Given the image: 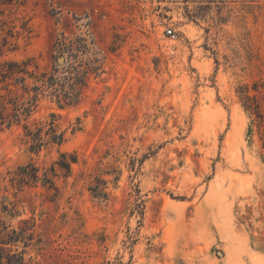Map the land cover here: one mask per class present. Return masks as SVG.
<instances>
[{
    "label": "rangeland",
    "instance_id": "374dc122",
    "mask_svg": "<svg viewBox=\"0 0 264 264\" xmlns=\"http://www.w3.org/2000/svg\"><path fill=\"white\" fill-rule=\"evenodd\" d=\"M80 37L83 100L8 126L6 63L32 87ZM0 209L29 264H264V0H0Z\"/></svg>",
    "mask_w": 264,
    "mask_h": 264
},
{
    "label": "trees",
    "instance_id": "16d2710c",
    "mask_svg": "<svg viewBox=\"0 0 264 264\" xmlns=\"http://www.w3.org/2000/svg\"><path fill=\"white\" fill-rule=\"evenodd\" d=\"M67 38L57 42L59 49L67 48L68 64L60 70L55 68L51 72H45L37 80V84L29 87L26 82V75L29 70L15 62L6 63L12 66L8 69L4 77L8 75H17L15 78L17 83H22V88L28 95L29 106L19 105L14 102V112L8 117V126L21 119V115L27 111H31L32 106H36L37 102L42 98H48L55 101L59 107L75 106L83 100L85 88L91 76H99L103 71L102 59L98 56L93 57L87 62L78 63L79 52L86 53L88 50L86 44L81 49V43H85V38H77L70 42H66ZM14 67V68H13ZM23 109V111H21ZM2 123L5 117L1 116ZM27 135L32 140L31 150L38 152L41 148L49 144L61 145L65 140L64 132H59L54 121L47 126L36 127L32 130L26 126ZM1 210V209H0ZM15 231H13V234ZM15 237L7 232V226L2 223L0 218V264H29L24 256V251L18 252L8 245L14 243Z\"/></svg>",
    "mask_w": 264,
    "mask_h": 264
},
{
    "label": "built area",
    "instance_id": "2783aa9c",
    "mask_svg": "<svg viewBox=\"0 0 264 264\" xmlns=\"http://www.w3.org/2000/svg\"><path fill=\"white\" fill-rule=\"evenodd\" d=\"M167 32H168L170 35L175 36V33H174L171 29H169Z\"/></svg>",
    "mask_w": 264,
    "mask_h": 264
},
{
    "label": "water",
    "instance_id": "95a60500",
    "mask_svg": "<svg viewBox=\"0 0 264 264\" xmlns=\"http://www.w3.org/2000/svg\"><path fill=\"white\" fill-rule=\"evenodd\" d=\"M61 60H63V58H61Z\"/></svg>",
    "mask_w": 264,
    "mask_h": 264
}]
</instances>
